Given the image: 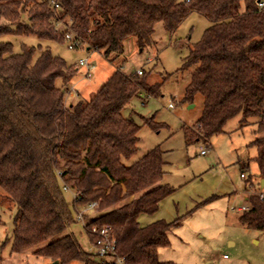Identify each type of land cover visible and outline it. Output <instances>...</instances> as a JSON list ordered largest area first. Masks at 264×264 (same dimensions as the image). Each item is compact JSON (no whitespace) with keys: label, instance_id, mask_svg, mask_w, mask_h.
Returning <instances> with one entry per match:
<instances>
[{"label":"trees","instance_id":"trees-1","mask_svg":"<svg viewBox=\"0 0 264 264\" xmlns=\"http://www.w3.org/2000/svg\"><path fill=\"white\" fill-rule=\"evenodd\" d=\"M260 3L264 0H0V189L16 209L10 254L54 264H117L85 251L69 230L78 221L71 207L96 201L101 213L84 222L91 241L90 228L106 226L122 264H176L159 259L158 250L168 246L169 230L181 223L179 217L144 226L138 221L175 190L162 181L169 163L159 145L131 162L141 126L122 110L141 91L161 94L163 82L151 79L152 68L137 74L117 66L89 98L68 101L74 65L49 47L22 43L15 51L2 37L66 43L70 31L78 42L74 50L86 47L113 62L127 39L143 49L153 42L157 24L173 33L190 13L205 16L209 25L177 71L189 73L181 101L202 96L201 115L184 128V142L212 147L211 139L225 133L228 120L240 116L242 127L249 117L264 116ZM144 124L163 126L153 116ZM254 133L248 146L256 149L264 179V119ZM261 190L249 193L238 220L264 232ZM64 192L71 193V201Z\"/></svg>","mask_w":264,"mask_h":264},{"label":"rangeland","instance_id":"rangeland-1","mask_svg":"<svg viewBox=\"0 0 264 264\" xmlns=\"http://www.w3.org/2000/svg\"><path fill=\"white\" fill-rule=\"evenodd\" d=\"M208 25L209 20L196 12L190 13L173 33L157 24L151 44L140 49L131 37L126 40L124 53L113 62L99 52H88L86 47L69 49L66 43L42 41L32 35H6L2 39L12 42L15 51L20 50L22 43L49 47L52 53L74 65L77 68L75 78H82L72 80V83L81 96L69 88L66 93L68 101L89 98L117 66H121L125 73L152 68L151 79L163 82L161 94L147 96L141 91L122 113L131 116L141 126L138 149L131 162L159 145L164 160L169 163L168 173L162 181L175 190L164 198L161 205L165 206L155 214H160L168 222L179 217L181 224L169 230V244L159 249V259L176 264H264V232L248 228L238 220L242 213L238 208L246 205V193L262 192L254 160L256 149L248 144L256 136V122L264 116H251L242 127L240 116L228 120L225 133L214 136L212 147H206L203 155L200 153L203 143L187 146L184 142V128L194 125L201 115L202 96L196 95L192 102L181 101L189 73H180L177 69ZM81 58H88L94 65L89 75H86V66L79 64ZM166 74L169 77L163 81ZM56 82L60 83L59 80ZM152 116L163 124L158 130L144 124L145 118ZM242 170L244 178L240 176ZM64 194L71 201V193ZM71 208L75 213L81 211L82 206L76 205V211ZM15 213V207L0 189V264H53L39 257L10 254ZM80 213L83 219L73 223L69 230L85 251L92 252L93 244L84 222L101 211L97 206L87 213ZM150 216L145 214L139 221L144 223V219Z\"/></svg>","mask_w":264,"mask_h":264},{"label":"built area","instance_id":"built-area-1","mask_svg":"<svg viewBox=\"0 0 264 264\" xmlns=\"http://www.w3.org/2000/svg\"><path fill=\"white\" fill-rule=\"evenodd\" d=\"M260 5H264V3H260ZM55 8L58 7L57 4H54ZM65 39L67 43V47L69 49H74L77 45L78 42L74 40L72 34L70 31L66 32L65 34ZM80 65H85L86 66V75H89L90 69L94 67L93 64L90 63V60L88 58H81L79 60ZM137 74H141V68H138L136 70ZM170 108L173 107L171 103L168 105ZM206 147H201L200 153L203 155L206 152ZM242 178L245 177L244 175V170H242V173L240 174ZM64 191H70L67 186L63 187ZM81 211L87 213L91 210H94L97 206L98 203L96 201L89 202L87 204L81 205ZM242 210L247 209L246 207L241 208ZM79 212H76V218L78 221H81L83 219L82 214ZM83 222V221H82ZM90 233L93 236V250L92 253L102 261H108V260H114L115 263L117 264H122L123 263V258L117 257L116 256V242L115 239L111 236L109 228L106 226H103L101 228H97L95 226H92L90 228Z\"/></svg>","mask_w":264,"mask_h":264},{"label":"crops","instance_id":"crops-1","mask_svg":"<svg viewBox=\"0 0 264 264\" xmlns=\"http://www.w3.org/2000/svg\"><path fill=\"white\" fill-rule=\"evenodd\" d=\"M136 70H137V69H136ZM112 72H113V71H112ZM112 72H111V73H112ZM111 73H110V74H111ZM110 74H108V76H109ZM108 76H107V78H108ZM80 78H82V76H79V77H77V78H74L73 80H76V79L79 80ZM107 78H105V80H106ZM105 80H104V81H105ZM104 81H103V82H104ZM69 88H70V90H71V89H75V90H76V86H75L72 82H71ZM76 92L79 94V96H81V93H80L79 91L76 90ZM211 145H212V144H211ZM261 179H262V178H260V176H259V177H258V182H259V186L262 188V187H264V183L261 182ZM248 181H249V180H248ZM249 182H250V181H249ZM249 193H251V192H247L246 195L244 196V200H245L246 205H245V206H241V207H239L238 210H240V211L243 212L244 210H242L241 208H243V207L248 208L247 198H248ZM163 200H164V199H162V200L160 201V203H159V207H158V210H159V209L162 210V208L165 206V204H164V205H161V203H162ZM158 210H157V211H158ZM245 210H247V209H245ZM157 211H156V212H157ZM156 212H154V213H152V214H147L148 216H149V215H151V216L145 218V219H144V223H141V222L139 221V219H141L142 217H144L145 214L140 215L139 218H138V221H139L140 225H141V226H144V225L150 224V223H152V222H154V221H156V220L163 219V218H161V215H160V214H158V215L155 214ZM176 218H177V217H176ZM163 220H165V219H163ZM158 252H159V250H158ZM158 257H159V256H158ZM53 264H54V263H53Z\"/></svg>","mask_w":264,"mask_h":264},{"label":"water","instance_id":"water-1","mask_svg":"<svg viewBox=\"0 0 264 264\" xmlns=\"http://www.w3.org/2000/svg\"><path fill=\"white\" fill-rule=\"evenodd\" d=\"M261 182L264 183V179H261Z\"/></svg>","mask_w":264,"mask_h":264}]
</instances>
